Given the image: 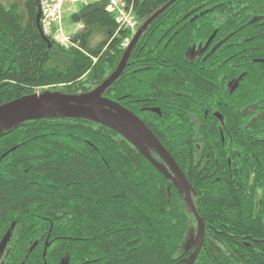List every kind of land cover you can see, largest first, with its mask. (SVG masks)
<instances>
[{
	"label": "trees",
	"instance_id": "obj_1",
	"mask_svg": "<svg viewBox=\"0 0 264 264\" xmlns=\"http://www.w3.org/2000/svg\"><path fill=\"white\" fill-rule=\"evenodd\" d=\"M124 1L130 46L103 0L69 13L77 48L48 46L35 0H0V105L89 93L129 49L101 96L151 130L191 204L145 139L149 155L89 118L26 121L0 133V250H38L4 262L264 264V0Z\"/></svg>",
	"mask_w": 264,
	"mask_h": 264
},
{
	"label": "rangeland",
	"instance_id": "obj_2",
	"mask_svg": "<svg viewBox=\"0 0 264 264\" xmlns=\"http://www.w3.org/2000/svg\"><path fill=\"white\" fill-rule=\"evenodd\" d=\"M2 2L5 5L17 3L22 8V0H2ZM79 5L80 4L73 3L70 0L63 1L61 23L64 34H73L81 29L80 24H73L69 18L71 10L74 11ZM55 92L56 90L47 88L39 91L43 96H48ZM64 115L85 117L111 126L122 137H125L133 145L149 155V147L143 136L132 124L110 109L96 104H77L67 101H52L46 104H37L28 108H23L0 118V133L17 124L33 119Z\"/></svg>",
	"mask_w": 264,
	"mask_h": 264
},
{
	"label": "water",
	"instance_id": "obj_3",
	"mask_svg": "<svg viewBox=\"0 0 264 264\" xmlns=\"http://www.w3.org/2000/svg\"><path fill=\"white\" fill-rule=\"evenodd\" d=\"M37 15L39 16V10H38ZM140 32L141 31H139L135 35L134 40L138 37ZM48 43L51 46V42L48 41ZM128 52H129V49H127L125 53V57L123 58L120 66L115 71V73L95 90L89 93L81 94V95H64L59 92H55L51 95L43 96L39 92H36L35 94L24 96V97L15 99L13 101H10L8 103H5L3 105H0V118L12 112H15L17 110L23 109V108H28L30 106L37 105V104H46L52 101H67V102H72V103H77V104H96V105H100L105 108H108L111 111L118 114L119 116H121L122 118H124L125 120H127L141 133L144 139L149 143V145L155 150L158 156L162 159V161L168 167L169 172L167 173V176H169V173H171V175L176 180L178 186L183 191V193L189 200V203L191 204L189 183L187 182L183 172L181 171V169L179 168L175 160L168 153V151L161 145V143L155 137V135L151 132V130L144 124V122L140 118H138L130 110L126 109L125 107H123L122 105H120L119 103L115 101H112L106 97L101 96V93L105 89V87L109 85L121 72ZM194 215L197 220V232L195 236V243L199 244L203 238V221L198 216L197 213H194ZM7 235L8 233H6L2 241L3 243L5 242Z\"/></svg>",
	"mask_w": 264,
	"mask_h": 264
},
{
	"label": "built area",
	"instance_id": "obj_4",
	"mask_svg": "<svg viewBox=\"0 0 264 264\" xmlns=\"http://www.w3.org/2000/svg\"><path fill=\"white\" fill-rule=\"evenodd\" d=\"M40 9H41V19L43 21V32L45 34L50 33L52 25H55L60 20L61 15V5L65 0H39ZM72 2H85L88 0H70ZM126 4L123 0H110V9L114 12L115 18L120 21L124 20H133L132 9L129 8L125 10ZM131 31L134 30L130 29ZM55 39L62 44H68L71 42V39L68 35H65L59 30L54 33ZM128 41L124 43L126 46Z\"/></svg>",
	"mask_w": 264,
	"mask_h": 264
},
{
	"label": "bare ground",
	"instance_id": "obj_5",
	"mask_svg": "<svg viewBox=\"0 0 264 264\" xmlns=\"http://www.w3.org/2000/svg\"><path fill=\"white\" fill-rule=\"evenodd\" d=\"M36 1V6H37V11L39 10V16L36 14V24H37V27L40 29L41 31V34L45 36V40L46 42L50 41L51 42V38H49L44 32H43V21L41 19V9H40V1L39 0H35ZM103 0H88V3H92V2H101ZM106 1V5H105V9L108 13L112 14L114 16V12L110 9V0H105ZM72 2V1H71ZM73 3H77V4H82L83 2H73ZM62 6H63V3L61 5V15H60V20L58 23H56L55 25H52L51 28H53L55 31L59 30L63 32V27H62ZM129 8L125 7V10H128ZM72 12V10H71ZM115 18V16H114ZM118 26H119V29H124V30H130V29H133L134 26H135V22L133 20L129 21V20H124V19H121L120 21H118ZM211 40V38L209 39V41ZM48 46L50 47L49 43H48ZM74 47H77V44L74 46ZM78 48V47H77ZM10 229L8 230L7 233H9ZM47 246V239H46V242H45V248ZM45 251V250H44Z\"/></svg>",
	"mask_w": 264,
	"mask_h": 264
},
{
	"label": "flooded vegetation",
	"instance_id": "obj_6",
	"mask_svg": "<svg viewBox=\"0 0 264 264\" xmlns=\"http://www.w3.org/2000/svg\"><path fill=\"white\" fill-rule=\"evenodd\" d=\"M46 239L48 240V238H46ZM46 239H45V241H44V249H43V252H44V250H46V248H45V242H46ZM19 240H20V239H19ZM27 243H28V242H27ZM27 243H26V244H27ZM37 244H38V241H37L36 238H35L33 241L29 242V243L27 244V246H26V245H23V246H20V247H18V248L7 246V248H4V249L0 250V264H15V263H11V262H9V263L4 262V259H6L7 256H8L7 253H15V250H16V251L19 252L20 254H27V253L31 252L32 250H33V251L38 250ZM47 245H48V241H47ZM46 247H47V246H46ZM43 252H42V253H43ZM10 258L14 259V258H16V257H14V256L11 257V256H10ZM20 264H22V263H20Z\"/></svg>",
	"mask_w": 264,
	"mask_h": 264
}]
</instances>
